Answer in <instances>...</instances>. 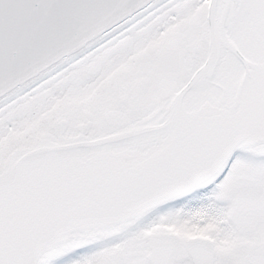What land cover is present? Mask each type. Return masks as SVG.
<instances>
[{
	"label": "snow or ice",
	"instance_id": "6c2138e0",
	"mask_svg": "<svg viewBox=\"0 0 264 264\" xmlns=\"http://www.w3.org/2000/svg\"><path fill=\"white\" fill-rule=\"evenodd\" d=\"M0 264H264V0H0Z\"/></svg>",
	"mask_w": 264,
	"mask_h": 264
}]
</instances>
